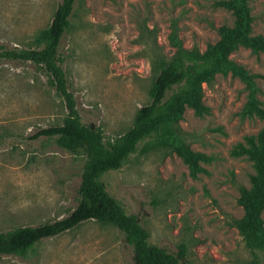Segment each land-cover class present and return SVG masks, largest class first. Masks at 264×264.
Wrapping results in <instances>:
<instances>
[{
	"label": "rangeland",
	"instance_id": "374dc122",
	"mask_svg": "<svg viewBox=\"0 0 264 264\" xmlns=\"http://www.w3.org/2000/svg\"><path fill=\"white\" fill-rule=\"evenodd\" d=\"M62 0H0V51L33 49ZM220 0H78L59 45L57 64L76 101L81 123L113 142L131 128L137 111L151 102L159 60L176 48L205 51L233 27ZM252 30L264 36V0H252ZM230 59L253 78L264 109V53L239 47ZM209 114L186 107L174 126L182 145L207 161L193 175L175 148L158 147L152 136L138 143L122 166L100 176L107 193L149 234V244L176 252L185 264H251L254 254L237 222L239 200L251 188L253 165L235 157L245 136L264 120L241 118L246 82L218 74L203 86ZM67 111L40 66L0 60V233L67 217L77 206L85 158L55 139L28 138L62 125ZM264 230V211L261 213ZM264 264V250L257 252ZM134 253L113 225L87 221L42 240L22 255H0V264H133Z\"/></svg>",
	"mask_w": 264,
	"mask_h": 264
},
{
	"label": "trees",
	"instance_id": "16d2710c",
	"mask_svg": "<svg viewBox=\"0 0 264 264\" xmlns=\"http://www.w3.org/2000/svg\"><path fill=\"white\" fill-rule=\"evenodd\" d=\"M77 1H61L49 27L36 40L35 48L2 49L0 60L30 62L40 66L56 94L62 98L67 111L63 124L40 129L28 139H55L60 148L84 156L78 203L67 217L60 220L0 233V255H22L42 240L69 232L87 221H96L111 224L123 234L133 249V264H185V247L180 245L173 253L149 244L148 232L135 217L124 212L99 178L108 171L119 169L138 143L152 136L157 138L158 147L175 148L193 175L200 171L198 161H207V158L182 145L174 126L182 119L186 107H190L197 117L209 114V108L203 102V86L210 85L218 74L230 72L246 82L249 92L240 112L241 118L258 117L264 120V109L257 99L259 89L253 83L255 76L249 75L230 59L239 47L247 48L254 54L264 53V36L255 35L252 30L253 17L249 6L252 0L217 2L218 6L232 13L234 25L222 27L220 40L207 46L203 52L187 50L175 42V37L171 38L176 51L170 61L158 62L159 71L149 92L151 102L137 111L131 128L113 142H105L99 129L81 123L65 73L57 64L60 41L69 27ZM232 155L246 157L255 171L251 177V188L243 189L241 193L239 202L245 216L237 222V226L254 254L251 264H261L257 252L264 250L260 217L264 211V127L256 135L245 136L243 143L233 149Z\"/></svg>",
	"mask_w": 264,
	"mask_h": 264
}]
</instances>
